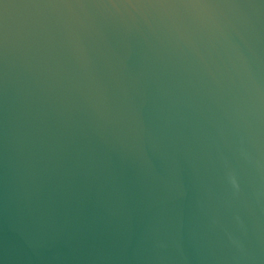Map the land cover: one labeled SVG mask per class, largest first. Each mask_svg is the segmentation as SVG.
<instances>
[{
    "label": "water",
    "instance_id": "obj_1",
    "mask_svg": "<svg viewBox=\"0 0 264 264\" xmlns=\"http://www.w3.org/2000/svg\"><path fill=\"white\" fill-rule=\"evenodd\" d=\"M0 264H264V0H0Z\"/></svg>",
    "mask_w": 264,
    "mask_h": 264
}]
</instances>
